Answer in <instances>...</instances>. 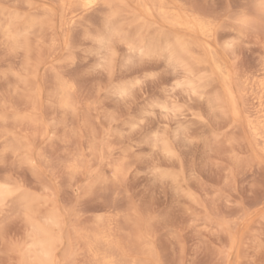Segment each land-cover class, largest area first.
I'll return each mask as SVG.
<instances>
[{"label": "rangeland", "instance_id": "374dc122", "mask_svg": "<svg viewBox=\"0 0 264 264\" xmlns=\"http://www.w3.org/2000/svg\"><path fill=\"white\" fill-rule=\"evenodd\" d=\"M175 1L209 22L212 36L169 25L170 43L180 36L187 46L179 59L157 54L128 65V19L102 56L90 37L106 8L27 30L24 19L57 0H0V185L15 191L0 197V264L24 263L49 214L60 221L51 229L53 264H97L103 252L116 264H264V152L246 125L247 106L234 120L220 78L205 66L210 43L232 71L257 75L260 1ZM145 72L162 75L126 103L111 94Z\"/></svg>", "mask_w": 264, "mask_h": 264}, {"label": "bare ground", "instance_id": "6f19581e", "mask_svg": "<svg viewBox=\"0 0 264 264\" xmlns=\"http://www.w3.org/2000/svg\"><path fill=\"white\" fill-rule=\"evenodd\" d=\"M96 3H98L101 7H104L108 10L107 11L108 13H106V16L104 19L103 27L105 26V22L107 21V25H108L107 30L109 31L110 35H113V36L116 35L117 36V34H119V32H120V27H121L120 25H122V21L123 20L125 21L128 19L129 22L128 23L125 22V23L134 26L135 33L133 36L134 41L132 39L128 40L129 38H127V42H136L138 44L147 42L148 44H150L152 46L153 51L156 52L159 56H163V57L167 56V57H174L175 58L177 56L184 54L185 51H187L186 50L187 46H186L184 40L182 39V37H180V36L176 37L174 39V43H170V41L168 39V34H167V30H168L167 28L169 27V25L173 26V28L178 30V31H183V30H185L186 32L187 31H189V32L190 31L191 32L197 31V32H200L201 35L202 34L205 35V37H210V35H211L210 34L211 28L208 25L209 22H206L203 18H201L199 16H195L192 12H189V10L187 8L183 7L181 4H176L175 0H96ZM259 4H260V2H259ZM82 5H83V0H57L56 5L42 6L41 8L36 9V10H38L37 12H39L41 14V16L39 14L38 18H37V14H36L37 12L36 11H35L36 17H32V15H31L30 18H28V19L23 18L26 21L25 22L26 23V29L28 30L29 28H32L34 25H38L39 28L42 29V27L44 28L45 26H47L48 28H52L57 23H59V26H61V27L68 25L70 23H73L74 18L77 15L76 11H78V10H81V11H87L88 10L89 11V9H85ZM105 5L107 7H105ZM260 9H261L260 11H262L263 16H264V8H261V6H260ZM78 13H80V11ZM259 13L262 17V13L261 12H259ZM33 16H34V14H33ZM26 17H29V16H26ZM18 18H20V17H18ZM263 18L264 17H262V19ZM243 19H240V20L242 21ZM239 23H241V22H239ZM127 24H125V25H127ZM243 25L246 26L245 23H243ZM40 29H39V31H40ZM10 36H11V40L15 41V37L12 34ZM211 45L212 44L209 43L207 46L208 52L210 53V60H209L210 62L208 63L207 61L204 60L206 63L205 66L207 68H210V70L220 78V81L223 84V90H222L223 92L222 91L221 92L224 94V96L226 98V101H227L226 104H228L227 106H229L228 110L230 111V114L234 120L237 121V120H240L242 118V107L247 106L246 108L243 109V111L245 113L246 125H247L248 129L250 130L252 136L254 137L255 141L258 143L260 142L261 150L264 152V54H263V56L259 62V68L256 69V72H258L257 75H254L255 74L254 73L253 76H248L247 74H244V73L239 74L236 71H232L229 68V66L227 65V62H225L219 56L218 52ZM112 48H110V50H108L110 53L112 51ZM110 53L108 55H111ZM177 59H179V57ZM199 62H201V61H199ZM202 62H203V60H202ZM179 64H180V62H179ZM206 67H204V68H206ZM211 90H212V88H211ZM218 97L216 96V98H218ZM222 97H223V95H222ZM66 99H62V101H61V104L64 106L67 105ZM218 99H220V98H218ZM218 102H220V101H218ZM223 104H225V103H223ZM14 192L15 191L13 189L8 187L6 184H3V188H0V197H3V198L12 197L13 194H15ZM46 220H47V223L50 226V228H48L46 226H45L46 228H40V227L35 228L39 232L38 235L40 234V237H38V238L33 237L32 240L30 241V247H29V249H27V253L25 252L26 256L25 255L22 256L23 258L25 257L23 264H53L54 263L53 251L55 250L54 246L56 244L54 245V243H55L57 237L55 236L56 233L54 234L51 229H52V227L56 228V226H58L60 224V221H59L58 216L55 214L47 215ZM137 236H139V238L141 237L140 235H137ZM101 237L106 238L104 236H101ZM60 238H62V237H60ZM95 238H98V234H95ZM98 239H100V238H98ZM98 239H97V241H98ZM103 240L104 239H102V243H103ZM108 240H111V239H108ZM108 240H106V242ZM100 242H101V240H99V242H97V244ZM110 242H112V240ZM92 243H91V241L90 242L88 241V249L89 250L92 249ZM144 243H146V242H144ZM97 244H95V242H94L93 246H96ZM107 244H110V243L107 242ZM107 247H109V246H107ZM97 248H95V249H97ZM97 250H94L95 256L97 255L95 253V251H97ZM111 250H112V248H111ZM114 250H115V248H114ZM106 252H107V250H106ZM110 252H113V251H110ZM103 253L104 254L102 256L100 254L101 260H99V262L102 261L105 264H113L114 260L112 259L111 254L105 253V252H103ZM23 258H22V260H23ZM22 260H21V262H22ZM117 263H118V261H117ZM132 264H135V263L132 261Z\"/></svg>", "mask_w": 264, "mask_h": 264}, {"label": "snow or ice", "instance_id": "6c2138e0", "mask_svg": "<svg viewBox=\"0 0 264 264\" xmlns=\"http://www.w3.org/2000/svg\"><path fill=\"white\" fill-rule=\"evenodd\" d=\"M85 9H93V10H100L103 11V8L96 3V0H83V5ZM260 6L261 8H264V0H260ZM105 7H107L105 5ZM242 23H247L248 18L245 16L244 19L241 21ZM107 21L105 22V26L99 28L94 34L91 35V39L94 40L96 44L99 45V51L102 56L105 55V52L110 50L112 44L115 42L116 37L109 34ZM122 39V42H126ZM128 48H129V55L127 64L128 65H135V64H144L147 61L154 60L157 58V53L153 51L152 46L148 44L147 42L144 43H136V42H127ZM105 63L108 62L107 57L105 56ZM162 73L157 72H145L142 79H137L134 83L129 82H123L114 84L111 89V94L118 97L119 100L124 101L125 103L128 101V99L132 95V90L136 88L138 85L143 87L145 84H147L149 81L157 82L159 76H161ZM193 95L196 94L195 89H193L192 92ZM164 111H168L169 109L167 107H164ZM144 121L141 120L140 124H143ZM133 129L139 127V125L133 123L132 124ZM157 140H159V136H157ZM152 142V138L149 137V143ZM169 157H174L175 153L173 151H167L166 153ZM0 188H3V185H0ZM98 264V262H97ZM113 264H116L114 261Z\"/></svg>", "mask_w": 264, "mask_h": 264}]
</instances>
